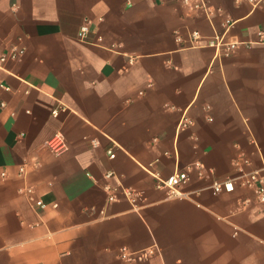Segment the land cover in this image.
Returning a JSON list of instances; mask_svg holds the SVG:
<instances>
[{"label": "crops", "instance_id": "1", "mask_svg": "<svg viewBox=\"0 0 264 264\" xmlns=\"http://www.w3.org/2000/svg\"><path fill=\"white\" fill-rule=\"evenodd\" d=\"M206 1L222 12L210 19L182 0H0V57L24 50L0 63V264H264V204L249 188L210 189L241 158L245 172L264 161V7ZM226 17L242 43L231 57L188 46L190 31L212 37ZM56 134L60 155L45 145ZM187 169L183 196L157 187ZM107 187L134 199L118 188L109 201Z\"/></svg>", "mask_w": 264, "mask_h": 264}, {"label": "built area", "instance_id": "2", "mask_svg": "<svg viewBox=\"0 0 264 264\" xmlns=\"http://www.w3.org/2000/svg\"><path fill=\"white\" fill-rule=\"evenodd\" d=\"M237 3L246 2L252 8L257 9L260 7H264V0H235ZM183 5L188 7L194 11H202L205 13L206 17L212 18L214 14H220L222 11L219 8H213L209 5L206 0H182ZM236 21L226 17L222 22V27L224 28L223 31L220 33H215L212 37L204 38L198 31H190L187 34V42L188 46L191 48H210L215 51V57L217 59L229 58L233 55L236 49L242 44L237 39L230 36L229 32L231 28L234 26ZM89 33L88 23L83 24L78 32V38L80 41H86L87 36ZM257 42L259 44H264V23L260 25L256 32ZM177 42H182L183 39L180 35L176 37ZM24 54L23 49L13 48L10 51L6 52L0 57V63H4L6 61H16L19 60ZM1 89L8 90V87L0 85ZM3 106V105H2ZM63 110V108H56L53 110V116H57L59 111ZM189 123V121H187ZM184 124V123H183ZM93 146H96L97 143L92 141ZM46 147L55 155H60L67 150V142L63 135L56 134L51 137L46 142ZM108 155L110 158L115 157V153L112 149H109ZM241 164H248V160L240 159L239 161L235 162L236 166V174L233 177L224 179V180H215L210 185V189L213 194H220V193H231L234 191L236 186L249 188L252 189L256 195V198L259 203L264 204V161H262V165L259 169L253 170L251 172H245L243 169L240 168ZM194 168L200 170L201 164L195 163ZM20 172L24 171V168L19 169ZM2 176L5 173H1ZM199 175H202L201 170L199 171ZM112 177V173H107L105 175L106 179ZM156 177V176H155ZM157 187L160 189H165L170 197H179L183 196L184 193L182 192V188L186 185L189 181V171H175L169 177L165 179H161L157 177ZM121 189V193L130 199H134V196L131 192L124 190L121 187H116L114 189L108 188L110 191L108 200L115 201V191ZM23 193L34 202L36 206L44 207V203L41 200H35L32 197L33 189L31 187H27L23 190ZM155 253V249H151L148 251H143L142 253L136 255H130L123 252L122 257L128 261L133 259L145 260L149 258L151 255Z\"/></svg>", "mask_w": 264, "mask_h": 264}]
</instances>
